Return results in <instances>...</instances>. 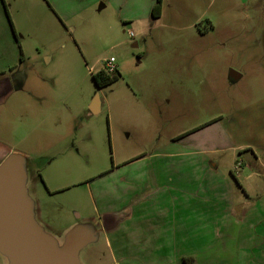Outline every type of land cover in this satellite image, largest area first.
I'll return each mask as SVG.
<instances>
[{
	"label": "rangeland",
	"instance_id": "1",
	"mask_svg": "<svg viewBox=\"0 0 264 264\" xmlns=\"http://www.w3.org/2000/svg\"><path fill=\"white\" fill-rule=\"evenodd\" d=\"M157 2L0 0V30L23 55L19 70L27 77L25 91L0 108V138L25 157L35 220L60 245L71 228L96 220L95 189L103 185L110 199V178L95 183L116 165L145 152L222 145L207 140L212 133L231 147L259 134L264 0H161L162 15L153 20ZM111 57L120 77L99 88L92 75ZM206 156L238 171L254 159L249 151ZM179 160L200 163L197 156ZM249 173L238 181L228 173L240 195L264 181L246 180ZM250 200L260 209L264 188ZM80 261L111 264L104 241L88 245ZM0 264H9L1 254Z\"/></svg>",
	"mask_w": 264,
	"mask_h": 264
},
{
	"label": "crops",
	"instance_id": "2",
	"mask_svg": "<svg viewBox=\"0 0 264 264\" xmlns=\"http://www.w3.org/2000/svg\"><path fill=\"white\" fill-rule=\"evenodd\" d=\"M0 32V57L5 61L0 67L1 108L10 97L25 91L27 77L19 70L25 59H20L12 36L3 25ZM30 93L38 96L35 90ZM21 103L22 97H17L16 111L22 108ZM257 127L256 141L235 147L212 133L207 140L223 141L222 145L192 154L177 153L175 149L145 152L116 165L95 183L110 178V199L103 185L95 189L96 220L86 219L70 231L78 226L92 229L98 237L95 243L104 241L111 264H184L186 257H194L195 264H260L264 203L259 201L261 208L257 209L250 197L264 188V181L251 187L254 192L240 195L230 179L233 175L238 181L247 169L250 173L246 180L258 176L264 179V120ZM12 151L0 138V164L16 153ZM222 151H249L254 159L248 164L243 162L239 171L235 164L223 170L220 160L206 156ZM192 156L199 157L200 163L179 160ZM92 186L89 189L94 194Z\"/></svg>",
	"mask_w": 264,
	"mask_h": 264
},
{
	"label": "water",
	"instance_id": "3",
	"mask_svg": "<svg viewBox=\"0 0 264 264\" xmlns=\"http://www.w3.org/2000/svg\"><path fill=\"white\" fill-rule=\"evenodd\" d=\"M96 98L92 111L99 112ZM25 157L18 153L0 164V254L9 264H81L83 248L98 239L85 226L70 231L60 245L44 232L35 220V205L30 197ZM89 230V231H88ZM90 230L93 232H90Z\"/></svg>",
	"mask_w": 264,
	"mask_h": 264
},
{
	"label": "trees",
	"instance_id": "4",
	"mask_svg": "<svg viewBox=\"0 0 264 264\" xmlns=\"http://www.w3.org/2000/svg\"><path fill=\"white\" fill-rule=\"evenodd\" d=\"M161 15H162V5H161V0H158L157 4L155 5V7L153 8V11H152L153 20L160 18ZM11 27H12V30L14 32L16 43L19 44L18 36L16 35L12 24H11ZM20 59L23 61V55L22 54H21ZM92 77H93V80L95 81L96 85L99 88H103V87H106V86L116 82L120 77V73H119V71H117L115 75H109V74L105 73L103 70H100L98 73L93 74ZM184 264H195V258L194 257L184 258Z\"/></svg>",
	"mask_w": 264,
	"mask_h": 264
},
{
	"label": "built area",
	"instance_id": "5",
	"mask_svg": "<svg viewBox=\"0 0 264 264\" xmlns=\"http://www.w3.org/2000/svg\"><path fill=\"white\" fill-rule=\"evenodd\" d=\"M130 35H131V37L134 36L133 33H131ZM116 63H117V61L114 57L106 59L102 62V65H103L102 70L109 75H115L116 72L118 71ZM238 166H240V164Z\"/></svg>",
	"mask_w": 264,
	"mask_h": 264
},
{
	"label": "flooded vegetation",
	"instance_id": "6",
	"mask_svg": "<svg viewBox=\"0 0 264 264\" xmlns=\"http://www.w3.org/2000/svg\"><path fill=\"white\" fill-rule=\"evenodd\" d=\"M235 74V73H234Z\"/></svg>",
	"mask_w": 264,
	"mask_h": 264
}]
</instances>
